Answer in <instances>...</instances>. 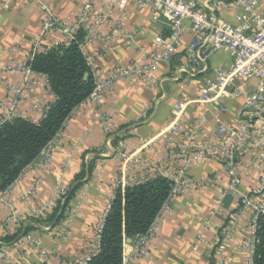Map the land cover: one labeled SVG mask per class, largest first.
<instances>
[{
	"label": "crops",
	"instance_id": "crops-1",
	"mask_svg": "<svg viewBox=\"0 0 264 264\" xmlns=\"http://www.w3.org/2000/svg\"><path fill=\"white\" fill-rule=\"evenodd\" d=\"M45 1L55 16L72 24L82 5L90 0ZM207 1L198 0L201 7ZM221 17L233 22L231 14L221 13ZM41 19L38 6L30 0H1L0 100L6 96L2 81L14 85L21 79L20 74H2V70L11 60L20 61L31 52ZM117 25L127 34L135 33V40L83 42L80 46L93 75L99 78L108 76L115 66L143 63L155 46V37L169 32L168 24L158 14L148 7L138 8L132 1L124 10H114L111 19L99 31L109 35ZM52 39L59 38L51 34L47 43ZM190 39L191 36L186 34L178 53L157 66L155 86L138 80L117 81L112 92L102 100V112L109 117L107 122L100 120L97 108L90 104L75 109L59 132L49 158L44 160L41 151L15 181L0 192L6 200V204L0 203V264H77L92 256L98 247L97 229L109 206L121 159L142 160L138 174L143 177L147 171V179L174 168L165 146L164 132L173 106L185 105L180 122L183 132L193 119L204 114L193 101L210 76L200 74L190 78L179 74L180 68L188 64L186 45ZM228 55L225 50L214 54L211 66L226 65ZM32 89L24 96L22 116L36 123L42 119L41 108L50 105L54 97L40 76L35 77ZM242 102L241 99L230 100L227 113L217 120L234 123ZM215 124H206L209 134ZM183 142L182 136L176 135L172 148ZM257 157L258 153H255L240 160L237 168L241 181L239 192L256 188L259 177L255 168ZM151 164L156 167L151 168ZM83 168L91 173L82 186L86 193L75 216L68 219L67 210L60 222L52 223L48 219L51 213L46 209L48 203L58 193L67 192ZM188 172L195 180L206 181V184L192 187L159 214L147 246L149 259L137 258L130 264H217L212 241L227 224L222 214L224 211L235 212L238 202L234 196H223L228 178L216 160L206 159ZM32 187L35 192L26 201L20 200V196H27ZM29 224L27 233L16 235ZM247 226L248 216L239 218L226 239L228 264H246L248 254L243 244ZM15 236L13 241H7ZM25 237L30 241L24 240ZM131 245L130 240L126 241L123 259L130 257Z\"/></svg>",
	"mask_w": 264,
	"mask_h": 264
},
{
	"label": "built area",
	"instance_id": "built-area-1",
	"mask_svg": "<svg viewBox=\"0 0 264 264\" xmlns=\"http://www.w3.org/2000/svg\"><path fill=\"white\" fill-rule=\"evenodd\" d=\"M30 1L39 8L41 26L26 58L20 61L11 60L2 70V74H20L21 79L14 85L2 81L6 86V96L0 100V126L17 118H24V96L33 91L35 77L40 76L48 89L46 77L30 70L29 62L34 55L69 45L79 30L85 32L83 42L113 43L122 39L132 42L135 40V33L127 34L119 25L115 26L109 35H102L99 30L111 19L114 10H124L129 1L138 8L152 9L168 24L170 34L167 37H155V46L146 55L143 63L115 66L105 78L93 75L94 88L81 105L94 106L100 113V120L107 122L109 117L102 112V100L106 94L112 92L114 84L120 80H138L155 86L158 81L155 73L157 66L170 61L180 50L184 36L189 34L191 39L186 45L188 64L180 68L179 74L190 78L200 74L210 75L193 101L194 105L204 110V114L193 119L182 132L180 122L185 105L178 103L173 106L164 132L165 146L169 150L174 168L158 175L169 182V192L159 214L192 187L199 188L206 184V181L195 180L190 176V168L206 159L216 160L228 178V187L223 196H234L238 205L235 212L224 211L222 214L227 224L212 241L213 256L217 264H228L225 257L226 239L235 228L237 220L248 216L243 247L248 254L246 264H252L257 220L259 216L264 215V0H208L202 7L198 0H90L82 5L72 24L65 23L55 16L45 0ZM221 13L231 14L233 22L224 20ZM51 34H55L59 39H52L47 43L46 40ZM222 50L229 54L228 63L212 67V56ZM237 99L243 102L236 121L225 124L217 120L220 115L227 113L228 102ZM48 107L49 105H46L41 108L43 115ZM209 122L216 123L212 134L205 129ZM58 134L42 150L44 160L49 158ZM178 134L184 142L172 148L173 138ZM255 153H258L255 165L259 173L258 184L249 192H239L241 181L237 168L240 160ZM142 165L140 159L122 158L118 176L114 180V190H124L145 182L147 171L143 177L138 174ZM150 167L156 166L151 164ZM34 192L32 187L27 196H20V200L26 201ZM65 193H58L48 203V212L63 199ZM85 193V187L76 192L74 202L69 204L68 219L71 220L75 216ZM112 198L113 194L110 202ZM0 203L6 204L3 196H0ZM159 214L146 233L137 234L130 239L131 255L125 256L122 264H130L137 258L149 259L147 246ZM101 228L102 223L97 229V242ZM24 240L30 241L27 237ZM92 256L77 264H88Z\"/></svg>",
	"mask_w": 264,
	"mask_h": 264
},
{
	"label": "trees",
	"instance_id": "trees-1",
	"mask_svg": "<svg viewBox=\"0 0 264 264\" xmlns=\"http://www.w3.org/2000/svg\"><path fill=\"white\" fill-rule=\"evenodd\" d=\"M169 34L170 29L163 37ZM84 37L85 32L79 30L69 45L38 53L29 62L32 72L46 77L54 101L39 122L17 118L0 126V192L6 190L37 158L62 130L73 111L91 94L93 73L80 48ZM90 173L89 169L83 168L75 177L63 199L49 214L52 223L63 219ZM168 192L169 182L158 175L124 190H114L102 221L97 250L88 264H122L124 243L148 231ZM29 227L30 224L16 235L27 233ZM252 264H264V215L257 220Z\"/></svg>",
	"mask_w": 264,
	"mask_h": 264
}]
</instances>
